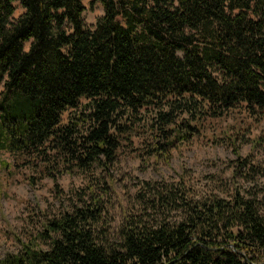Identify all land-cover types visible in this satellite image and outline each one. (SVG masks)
<instances>
[{"label": "trees", "instance_id": "obj_1", "mask_svg": "<svg viewBox=\"0 0 264 264\" xmlns=\"http://www.w3.org/2000/svg\"><path fill=\"white\" fill-rule=\"evenodd\" d=\"M15 1L25 12L12 22ZM94 1L105 13L88 28L83 0H0V151L58 188V175L110 169L138 126L155 130L148 155L169 160L209 119L237 108L264 119V0ZM242 129L227 136L234 177L256 167L239 153ZM253 142L264 148V134ZM141 182L146 210H176L175 223L127 210L110 237L114 184L87 183L89 201L46 218L0 264H264L257 198L187 190L184 176Z\"/></svg>", "mask_w": 264, "mask_h": 264}, {"label": "rangeland", "instance_id": "obj_2", "mask_svg": "<svg viewBox=\"0 0 264 264\" xmlns=\"http://www.w3.org/2000/svg\"><path fill=\"white\" fill-rule=\"evenodd\" d=\"M83 3L86 6V26L93 28L104 15V6L94 0H83ZM14 6L12 22L25 12L19 1H15ZM30 45L31 41L25 43L28 48ZM3 89L1 85L0 93ZM239 125L249 128L241 130L244 135L238 141L239 153L256 167L254 170L247 167L234 177L237 154L227 136L235 134ZM137 129V135L120 149L118 159L110 169L95 166L87 172L58 175V188L53 178H40L33 167L23 163L20 156L0 151V159L9 162L6 169H0V259L8 253L17 252L21 242H27L36 234L46 218L71 209L82 199L89 201L90 196L85 194L87 183H92L98 194L110 187L111 182L114 184L111 195L105 197L104 205L105 220L110 225L105 224L103 228L110 232V237H114L127 210L129 217H135L141 211L148 222H154L156 216L167 218L172 223L179 218L180 213L176 210L161 213L146 210V204L138 200V196L146 194L147 190L142 180L172 183L184 176L187 190L215 192L227 199L239 187L242 196L257 198L259 210L264 216V148L253 142L257 136L264 134V119L256 124L241 108L222 118L209 119L199 135L171 150L169 160L148 155L147 151L157 140L155 130L149 125L138 126ZM30 176L34 177L33 182ZM250 176L252 179H249Z\"/></svg>", "mask_w": 264, "mask_h": 264}, {"label": "clouds", "instance_id": "obj_3", "mask_svg": "<svg viewBox=\"0 0 264 264\" xmlns=\"http://www.w3.org/2000/svg\"><path fill=\"white\" fill-rule=\"evenodd\" d=\"M24 51L25 52H28L29 51V48L27 46H25Z\"/></svg>", "mask_w": 264, "mask_h": 264}]
</instances>
